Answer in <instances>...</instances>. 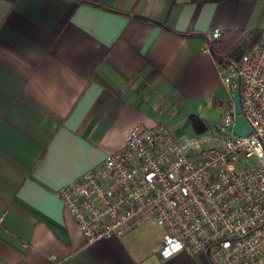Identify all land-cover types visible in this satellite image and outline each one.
<instances>
[{
	"label": "crops",
	"instance_id": "obj_1",
	"mask_svg": "<svg viewBox=\"0 0 264 264\" xmlns=\"http://www.w3.org/2000/svg\"><path fill=\"white\" fill-rule=\"evenodd\" d=\"M253 28L264 0H0V264H208L161 256L152 219L86 241L55 190L137 119L207 128L231 100L216 55Z\"/></svg>",
	"mask_w": 264,
	"mask_h": 264
},
{
	"label": "built area",
	"instance_id": "obj_2",
	"mask_svg": "<svg viewBox=\"0 0 264 264\" xmlns=\"http://www.w3.org/2000/svg\"><path fill=\"white\" fill-rule=\"evenodd\" d=\"M220 32L213 26L210 37ZM233 75L248 132L234 131L232 99L202 131L137 119L119 148L56 187L86 241L152 219L163 227L161 256L203 251L208 264H264V28L223 76L230 91Z\"/></svg>",
	"mask_w": 264,
	"mask_h": 264
},
{
	"label": "trees",
	"instance_id": "obj_3",
	"mask_svg": "<svg viewBox=\"0 0 264 264\" xmlns=\"http://www.w3.org/2000/svg\"><path fill=\"white\" fill-rule=\"evenodd\" d=\"M261 32L262 30L260 28H253L240 34V36L230 46L226 48V58H223V56L219 54L216 55L218 57L219 62H235L246 48L252 46L260 39ZM190 119L195 131H202L206 128V123L204 122L200 114H198L197 112L190 113Z\"/></svg>",
	"mask_w": 264,
	"mask_h": 264
},
{
	"label": "water",
	"instance_id": "obj_4",
	"mask_svg": "<svg viewBox=\"0 0 264 264\" xmlns=\"http://www.w3.org/2000/svg\"><path fill=\"white\" fill-rule=\"evenodd\" d=\"M232 79L234 80L235 84L231 91V99L234 104V110L236 112L235 122H234V131L239 134H243L248 132L251 129L250 123L247 119L241 114V104L239 98V79L237 75H233Z\"/></svg>",
	"mask_w": 264,
	"mask_h": 264
},
{
	"label": "rangeland",
	"instance_id": "obj_5",
	"mask_svg": "<svg viewBox=\"0 0 264 264\" xmlns=\"http://www.w3.org/2000/svg\"><path fill=\"white\" fill-rule=\"evenodd\" d=\"M213 108H215L214 110H218V109H221V108H223V107H221V105L219 106L218 104H216V105H214V107ZM214 110H212L211 112L212 113H215L214 112ZM194 130H192V128L191 127H188L187 129H186V132L187 133H192ZM252 158H249V160H251ZM155 225H157L156 223H155Z\"/></svg>",
	"mask_w": 264,
	"mask_h": 264
}]
</instances>
